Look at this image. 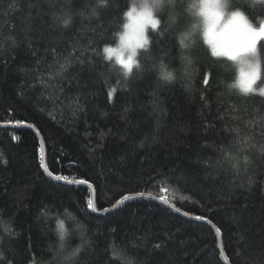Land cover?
Masks as SVG:
<instances>
[{
	"label": "trees",
	"instance_id": "16d2710c",
	"mask_svg": "<svg viewBox=\"0 0 264 264\" xmlns=\"http://www.w3.org/2000/svg\"><path fill=\"white\" fill-rule=\"evenodd\" d=\"M188 2L155 12L126 78L103 47L133 0H0V264H225L206 223L228 264H264V96L229 89L232 65L200 34L180 47Z\"/></svg>",
	"mask_w": 264,
	"mask_h": 264
},
{
	"label": "clouds",
	"instance_id": "9594fccd",
	"mask_svg": "<svg viewBox=\"0 0 264 264\" xmlns=\"http://www.w3.org/2000/svg\"><path fill=\"white\" fill-rule=\"evenodd\" d=\"M100 5L104 0H99ZM174 0H138L130 9L146 8L153 13L161 10L165 5L172 6ZM249 9H264V0H247ZM186 11L195 18V23L190 25L189 29L182 32L177 37L178 43L182 49L190 47L194 43V38L200 34L204 42L210 46L213 57L226 58L234 69V77L227 84L229 89L236 90L240 94H247L254 86L257 78L258 67L260 64V42L264 41V16L256 15L255 21L249 17L241 8L233 7L232 0H189ZM234 17H241L250 25L254 36L252 42L245 48L240 49L234 55H228L216 48L213 41L209 38L210 31H214L218 38H228L231 35L230 21ZM213 22L215 27L213 28ZM124 28V26H123ZM111 51L107 54L115 64H123L124 71L133 68H139V62L136 59L139 43L131 36L125 34V31L117 33L116 43L109 46ZM158 74L163 77L174 76V73L167 67L158 70Z\"/></svg>",
	"mask_w": 264,
	"mask_h": 264
},
{
	"label": "snow or ice",
	"instance_id": "6c2138e0",
	"mask_svg": "<svg viewBox=\"0 0 264 264\" xmlns=\"http://www.w3.org/2000/svg\"><path fill=\"white\" fill-rule=\"evenodd\" d=\"M104 3H106V0H104ZM96 13L93 12V16H95ZM125 16L128 17V23H125L124 29H125V34L128 36H131L133 39H135L136 41H138L139 43V49H146V46L149 44V37L148 35H146L147 31L149 29H151L152 31H156L158 30V26L161 23V21L156 17L155 13H153L152 11L147 10L146 8H140V9H129L127 12L124 13ZM71 17H67L62 21V24L66 27L69 22H70ZM212 27H215V23L213 22ZM230 31H231V35L228 38H216L217 34L214 31H210L209 36L213 37L210 38V40L213 41V44L216 48H218L219 50L223 51L224 53L228 54V55H234L236 54L240 49L247 47L251 42L254 36H258V33H253L251 30L250 25H248L247 21H245L243 18L241 17H234L232 21H230ZM262 31H264V29H262ZM131 33V34H130ZM111 51L110 47L105 45L103 47V53L105 54V59L111 60L110 57H108V53ZM69 64H64L61 65V70L62 71H67L69 68ZM121 69L123 70V74L124 76L127 78L129 76V74L132 72L133 69H130L129 71H124V66L123 64H121ZM166 67V65H164L163 63L160 64L159 69ZM158 77L160 80L164 81V82H172L175 79V76H168V77H163L161 75L158 74ZM259 79V76L257 74V78L254 82V86L249 90V92L247 94L244 95H248V94H253L256 93L258 91V94L261 96H264V87H260L259 89H257L255 87V85L257 84V80ZM204 84L207 85L208 84V76L206 75L204 78ZM112 92L108 93L109 96V100L111 101L112 99ZM17 124H20V121L16 122ZM31 127V125H29ZM15 139V137L13 138ZM244 143H246V141H244ZM260 152L264 153V147L260 148ZM0 162L6 164L7 161L6 160H0ZM244 163L245 165H247L249 163L247 157H245L244 159ZM239 161H235L233 163V167L236 169H239ZM40 167L42 169H44V171L51 177H54L56 180H60V181H64L66 183H71L70 181H67L66 177L60 176V175H55L54 173H52L50 170H48L46 168V165L44 163V161L42 160L40 163ZM80 184H87L89 188L92 187L91 184H89L86 180H80L79 181ZM161 191H166L165 189H161ZM137 196H143V193H138ZM136 197L133 196H129V195H125L122 200H117L116 203L113 205V207L119 206L123 201H126L128 199H133ZM160 200L167 204V200L161 196ZM87 207L91 212H97L98 209L94 206V202L92 199H88L87 200ZM104 212H108L109 209L105 208L103 210ZM177 211H179V209H177ZM184 215H188V213H184ZM195 219L197 220H203L205 219L202 216H196ZM209 223H211L209 221ZM57 226L60 229V240L63 241L64 240V235H65V226H64V222L61 220H57ZM215 232L217 233V235L220 234L221 229L219 227L215 228ZM77 251H79V249H77Z\"/></svg>",
	"mask_w": 264,
	"mask_h": 264
},
{
	"label": "water",
	"instance_id": "95a60500",
	"mask_svg": "<svg viewBox=\"0 0 264 264\" xmlns=\"http://www.w3.org/2000/svg\"><path fill=\"white\" fill-rule=\"evenodd\" d=\"M42 156L44 157V150H43V146H42ZM44 161V160H43ZM89 188V187H88ZM89 190L91 191V193H92V200H93V202H94V190L92 189V188H89ZM208 226H210L213 230H214V232H215V228H214V226H212V225H210V224H208V223H206ZM216 233V232H215ZM216 235H217V233H216ZM217 237H218V241H219V249H220V255H221V257H222V260H223V262L225 263V264H228V262H227V260H226V258H225V255H224V253H223V250H222V247H221V244H220V239H219V235H217Z\"/></svg>",
	"mask_w": 264,
	"mask_h": 264
},
{
	"label": "rangeland",
	"instance_id": "374dc122",
	"mask_svg": "<svg viewBox=\"0 0 264 264\" xmlns=\"http://www.w3.org/2000/svg\"><path fill=\"white\" fill-rule=\"evenodd\" d=\"M136 2H138V0H133V3H132V5L134 4V3H136ZM129 21L127 20V23H128ZM124 31H125V29H124ZM131 34V33H130ZM209 38H213V37H211V36H209ZM216 38H218V37H216ZM139 50V49H138ZM210 50H211V48H210ZM226 59V58H225ZM260 67H261V64H259V67H258V76H259V79H260ZM258 79V80H259ZM257 80V81H258ZM261 87H264V83L262 84V85H260ZM257 89H259V88H257Z\"/></svg>",
	"mask_w": 264,
	"mask_h": 264
}]
</instances>
